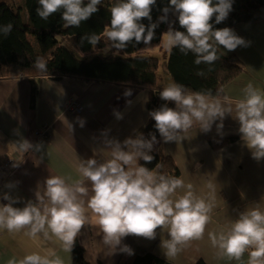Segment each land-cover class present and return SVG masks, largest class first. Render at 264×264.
I'll use <instances>...</instances> for the list:
<instances>
[{"label":"clouds","instance_id":"1","mask_svg":"<svg viewBox=\"0 0 264 264\" xmlns=\"http://www.w3.org/2000/svg\"><path fill=\"white\" fill-rule=\"evenodd\" d=\"M101 3L102 0H38L37 15L46 21L59 12L65 27H78L99 11ZM156 3L157 0L115 3L109 10V26L102 36L86 37L93 47L103 39V53L95 54L111 53L115 57L130 43L150 44L160 23L168 25L164 47L168 51L176 48L185 55L192 53L197 65L214 64L221 58L219 49H223L225 55L250 43L230 27L213 26L227 19L233 0H168L160 9L161 15L153 20L152 9ZM169 13L176 17L175 21L169 19ZM176 22L183 31L174 27ZM11 30V24L0 26V34L5 36ZM36 67L46 71V62L38 59ZM154 93L163 101L148 112L154 121L155 133L119 140L109 135V129H102L101 144L109 157L98 160L97 156L102 153L94 152L81 159L77 165L79 178L72 183L62 176L49 175L43 184H38L35 202L29 200L22 207L15 206L20 198L10 191L0 193V198L6 201L0 203V229L19 232L27 228L32 237L38 234L55 237L63 250L71 253L81 228L90 223L86 215L90 210L95 218L96 235L100 237L96 244L105 258L117 253L133 255V249L123 240L130 235L152 240L158 234L157 229H167L169 239L163 247L169 256H174L179 246L188 241L202 238L212 204L196 198L191 184L184 194L173 199L178 189L185 188L184 181L166 177L146 165L155 159L152 153L158 143L189 140L192 137L188 133L194 126L199 132L208 133L214 125L217 134L222 136L226 117L238 122L240 139L251 158L257 162L264 160V95L251 83L243 89V97L235 101L227 96L221 99L210 93L187 92L177 83ZM131 94V88L123 92L126 106L132 104L127 99ZM112 111L115 119H123V112L115 108ZM75 120L76 125L84 126L83 117ZM76 125L70 122V131L74 132ZM19 147L25 153H41L44 145L21 136ZM42 159V156L36 157L34 166H39ZM22 162H13L12 166L17 167ZM5 187L12 189L15 182H8ZM211 240L230 259L239 260L248 251V264H264V211L253 208L241 212L227 232L212 235ZM18 264H63V261L31 253Z\"/></svg>","mask_w":264,"mask_h":264},{"label":"crops","instance_id":"2","mask_svg":"<svg viewBox=\"0 0 264 264\" xmlns=\"http://www.w3.org/2000/svg\"><path fill=\"white\" fill-rule=\"evenodd\" d=\"M242 24H249L248 31L241 29L245 27ZM230 28L250 43L226 53L237 55L244 63V70L226 85L225 96L233 101L241 99L243 89L249 83L264 95V21L240 23ZM164 80L165 84L159 81L158 84H171L169 76H164ZM126 88L131 87L72 77L54 79L19 75L0 80V165L9 163V169L0 179V193L10 191L19 197L17 207L29 200L35 202V190L47 176L59 175L72 183L79 178L77 165L81 159L94 152L102 153L97 156L98 160L109 157L101 144L102 129H109L110 136L123 140L149 128L152 119L148 112L151 109L144 103L149 90L131 88L132 94L127 99L132 104L126 106L123 96ZM114 108L123 112V119L114 118ZM76 117L85 119L83 127L76 125ZM70 122L76 125L74 132L70 131ZM223 125L222 136L217 134L214 125L208 133H201L194 126L188 133L191 139L181 143L161 142L154 151L170 156L184 181L185 188L178 189L173 199L184 194L187 185L191 184L196 198L212 204L210 220L202 238L179 246L174 256L166 255L167 250L163 247L169 239L166 228L157 229L155 239L130 235L123 243L131 237L173 264H195L200 259L207 264H248V251L239 260L230 259L212 244L211 236L227 232L241 212L253 208L264 211V160L257 162L251 158L250 151L240 139L237 121L226 117ZM21 136L32 142H43V151L23 152L19 147ZM215 137H231L233 140L213 148L208 139ZM38 156L43 159L39 166H34L33 161ZM21 160L23 162L17 167L12 166L13 162ZM8 182H15V187L6 188ZM5 202L0 198V203ZM86 215L90 223L85 224L76 237L84 249L85 258L90 264H96L98 260L103 264H116L120 253L105 258L103 252H99L96 242L100 237L93 226L94 214L89 210ZM31 253L52 261L58 257L63 264H72L73 261L72 252H65L55 237L46 238L43 234L32 237L27 228L19 232L0 229V264L12 261L18 264Z\"/></svg>","mask_w":264,"mask_h":264},{"label":"trees","instance_id":"3","mask_svg":"<svg viewBox=\"0 0 264 264\" xmlns=\"http://www.w3.org/2000/svg\"><path fill=\"white\" fill-rule=\"evenodd\" d=\"M118 2L120 0H102L99 11L90 19L81 22L78 27H65L59 12L46 21L42 20L37 15L38 0H22L26 20L21 16L22 8H19L14 0H0V26L7 24L12 26L8 35L0 34V80L19 75L54 79L72 77L131 88H147L149 90L147 107L151 110L159 107L163 101L154 90L159 91L166 86L158 84L159 57L151 48L160 44L167 31V24H159L155 30V38L150 44L130 43L119 56L115 57L111 53L95 54L103 53V39L95 47L86 39L92 34L102 36L105 28L109 26V10ZM167 4L168 0H157L156 7L152 9L153 20L161 15L160 9ZM169 19L175 21L176 17L169 13ZM257 21H264V0H233L232 11L227 19L220 24L214 23L213 26L232 27L240 23ZM143 22L148 23L147 20ZM174 27L183 31L178 22L174 23ZM30 39L34 41L36 49ZM218 55L221 58L214 64L197 65L194 63L195 57L192 53L185 55L173 48L167 52L165 58L166 73L171 83L183 85L187 92L210 93L214 97L223 98L224 88L244 70V63L237 55H224L220 49ZM38 59L46 62V71L36 67ZM169 106L173 105L169 103ZM150 132H156L153 120L149 128L140 130L133 137L141 134L147 137ZM157 137L159 138L158 134ZM232 140L231 137L208 139L213 148H219ZM152 154L155 159L146 167L169 178H180V171L170 156L158 152ZM125 244L133 249L134 254L120 253L116 264H173L157 255L151 247L143 246L131 237ZM71 252L72 264H90L78 241L75 240ZM96 264L103 263L98 260ZM195 264L207 263L200 259Z\"/></svg>","mask_w":264,"mask_h":264},{"label":"rangeland","instance_id":"4","mask_svg":"<svg viewBox=\"0 0 264 264\" xmlns=\"http://www.w3.org/2000/svg\"><path fill=\"white\" fill-rule=\"evenodd\" d=\"M14 3L19 7V8H22V12H21V16H22V18L24 19V20H26L27 19V16H26V13H25V11L23 10V3H22V0H14ZM258 22V21H257ZM243 26H245V27H241V29H243V30H246V31H248L246 28H250V26L249 27H247V25H249V24H246V25H244V24H242ZM165 34V33H164ZM30 38V37H29ZM30 40H32V39H30ZM165 40H166V35H163V37H162V40H161V42H160V44H158L157 46H154V47H152L151 48V51H153V52H156L157 53V55H158V57H159V78H158V81H159V83L160 84H165L166 83V81L164 80V76H168L167 75V71H166V66H165V58H166V55H167V52H168V50L164 47V43H165ZM32 42H33V46H34V48L36 49V46H35V43H34V41L32 40ZM71 48L73 49V50H75V48L71 45ZM75 52H77V51H75ZM163 78V79H162ZM79 110H80V108H79Z\"/></svg>","mask_w":264,"mask_h":264},{"label":"built area","instance_id":"5","mask_svg":"<svg viewBox=\"0 0 264 264\" xmlns=\"http://www.w3.org/2000/svg\"><path fill=\"white\" fill-rule=\"evenodd\" d=\"M76 109L79 110V108H76ZM8 169H9V163L8 162H5V163L0 165V179L2 177V174H4Z\"/></svg>","mask_w":264,"mask_h":264}]
</instances>
